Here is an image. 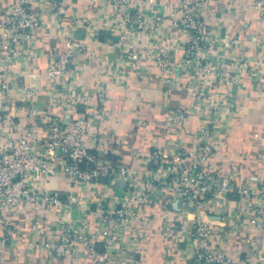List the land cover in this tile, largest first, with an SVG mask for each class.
<instances>
[{"label": "crops", "instance_id": "0c3cea01", "mask_svg": "<svg viewBox=\"0 0 264 264\" xmlns=\"http://www.w3.org/2000/svg\"><path fill=\"white\" fill-rule=\"evenodd\" d=\"M14 1L0 0V31L2 13L10 11ZM137 1L144 8L145 27L133 35L136 48L167 36L177 56L187 38L179 33L172 37L166 6L174 0ZM249 1L208 0L202 8L206 22L215 24L217 39L228 31L235 40V46L227 55L251 60L250 66L242 72L239 88L233 89L236 103L223 107V143L213 155L217 168L230 176L234 191L226 198L218 197L220 208L195 212L173 200L168 191L155 188L149 200L135 203L138 218L132 223V229L143 240L133 243L124 239L117 249H112L122 263L194 264L191 233L180 232L177 226L182 223L191 231L196 214L211 220L213 240L228 253L255 236L248 225L239 226L243 218L240 215L262 195L245 199L237 192L247 185L255 187L257 193L264 191V14ZM110 19L104 0H70L60 23L52 24L38 39V54L13 67L7 91L4 112L15 122L11 127L14 136L27 124H39L47 113L54 114L63 123L74 122L78 115L66 101L68 96L81 99L76 105L79 111H103L92 151L105 164L107 175L96 183L72 185L79 195L77 209L51 210L52 219L70 224L76 222L75 215L82 213H90L92 222L100 223L96 217L100 210L132 199L131 186L110 176L115 163L134 160L132 170L136 175H143L147 170L142 161L146 153L159 148L169 152L175 148L190 149L197 126L196 120L189 118L179 125L175 134L169 131L171 112L189 110L193 106L194 98L187 87L197 76L178 75L175 71L161 73L148 58L141 60L137 71L124 58L128 45H121L120 33L113 30ZM153 22L159 23L156 31L150 29ZM65 37L79 46L75 48L68 73L54 79L49 77L47 68L53 57L65 50ZM209 81L211 90L217 87L213 77ZM218 87L223 99L228 87L224 82ZM23 88H33V96L26 98ZM56 94L60 102L52 106ZM67 186L61 175L46 183L48 189L60 192ZM7 226L4 228L0 223V264H61L49 260L44 247L49 239L45 233L37 242L31 224L15 216L10 217ZM260 263L264 264V250Z\"/></svg>", "mask_w": 264, "mask_h": 264}, {"label": "built area", "instance_id": "2783aa9c", "mask_svg": "<svg viewBox=\"0 0 264 264\" xmlns=\"http://www.w3.org/2000/svg\"><path fill=\"white\" fill-rule=\"evenodd\" d=\"M70 0H15L10 11L2 13L0 31V223L7 228L10 217L15 216L31 224L38 242L45 233V249L49 260L61 264H126L112 253L121 241L139 242L141 237L132 229L138 218L135 203L149 200L155 188L166 190L170 197L190 210L206 211L216 208L219 199L234 191L230 176L217 168L213 155L223 143L222 110L227 104L236 103L233 89L239 88L242 72L251 64L248 57H229L228 51L235 40L226 31L217 39L215 24L205 20L202 10L208 0H174L169 9L171 34L186 36V43L176 56L170 37L152 40L136 48L133 35L143 30L145 20L141 3L137 0H104L111 14V27L120 33L121 45H128L124 58L139 70L143 58L152 59L161 73L175 71L178 75L193 74L197 80L188 88L194 98L189 110L171 112L169 131L175 134L187 119H195L197 126L192 133L190 149L161 148L146 153L142 161L147 165L143 175L132 170L135 161L115 163L110 172L112 179H120L131 186V200H123L97 213L101 220L92 222L91 214L75 215L73 224L51 218V210L77 209L79 195L72 185L96 183L107 175L105 164L92 151L98 139L102 109L79 111L80 98L68 96L66 101L74 108L77 119L63 123L52 113L45 114L39 124H27L18 136L11 127L15 122L7 118L4 107L8 102L7 91L13 76V67L38 54L37 41L52 24L60 23ZM249 3L264 14V0ZM158 20V19H157ZM154 31L158 22H153ZM132 35V38H131ZM168 42V45H164ZM65 50L53 57L47 68L49 77L63 78L69 71L75 48L79 44L70 37L63 40ZM136 48V50H135ZM176 50V49H175ZM173 52V53H172ZM210 77L217 82L211 90ZM226 83L228 92L221 99L219 84ZM30 98L33 88H23ZM63 97V96H62ZM60 102L54 95L52 106ZM166 173V174H164ZM67 181L64 192L46 187L54 176ZM240 198L262 195L240 217L242 228L248 225L255 236L233 253H228L211 236V220L196 214L193 228L177 226L180 232H190L195 248L194 264H262L264 250V191L257 193L247 185L237 190ZM220 198L218 199V197ZM218 208H220L218 206ZM220 210V209H219ZM128 231V232H127ZM129 264H135L131 261Z\"/></svg>", "mask_w": 264, "mask_h": 264}, {"label": "water", "instance_id": "95a60500", "mask_svg": "<svg viewBox=\"0 0 264 264\" xmlns=\"http://www.w3.org/2000/svg\"><path fill=\"white\" fill-rule=\"evenodd\" d=\"M108 36L112 37L113 39L115 38L114 36H111L110 34Z\"/></svg>", "mask_w": 264, "mask_h": 264}]
</instances>
